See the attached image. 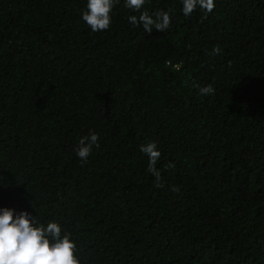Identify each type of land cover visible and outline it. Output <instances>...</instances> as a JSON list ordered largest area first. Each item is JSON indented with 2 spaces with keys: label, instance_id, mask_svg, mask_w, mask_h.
<instances>
[{
  "label": "trees",
  "instance_id": "1",
  "mask_svg": "<svg viewBox=\"0 0 264 264\" xmlns=\"http://www.w3.org/2000/svg\"><path fill=\"white\" fill-rule=\"evenodd\" d=\"M214 4L118 0L93 32L87 0H0V209L57 222L80 264H264V0Z\"/></svg>",
  "mask_w": 264,
  "mask_h": 264
},
{
  "label": "clouds",
  "instance_id": "2",
  "mask_svg": "<svg viewBox=\"0 0 264 264\" xmlns=\"http://www.w3.org/2000/svg\"><path fill=\"white\" fill-rule=\"evenodd\" d=\"M118 0H87V10L83 12V21L93 32L107 30L111 23V11ZM145 0H125V7L140 11ZM182 13L190 16L199 7L210 13L214 7V0H182ZM170 11H157L154 16L147 11L140 15H131L129 22L134 26L142 25L143 29L151 33L165 31L171 25ZM221 49L214 46L213 54H219ZM199 94L206 96L213 93L211 85L198 88ZM98 136L90 132L82 137L76 148V155L81 163H86L93 147L99 148ZM140 151L148 157L147 172L155 177L154 187H162L161 172L156 169L161 153L154 142L140 146ZM171 166V165H169ZM175 190V189H174ZM76 244L71 239V233L63 232L61 226L54 221L46 225L36 216L21 211L14 215V210L0 209V264H80L76 256Z\"/></svg>",
  "mask_w": 264,
  "mask_h": 264
}]
</instances>
